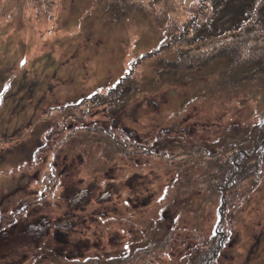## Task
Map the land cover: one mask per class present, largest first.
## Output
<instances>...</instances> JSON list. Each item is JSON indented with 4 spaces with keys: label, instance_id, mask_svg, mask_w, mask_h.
I'll return each mask as SVG.
<instances>
[{
    "label": "rangeland",
    "instance_id": "rangeland-1",
    "mask_svg": "<svg viewBox=\"0 0 264 264\" xmlns=\"http://www.w3.org/2000/svg\"><path fill=\"white\" fill-rule=\"evenodd\" d=\"M0 264H264V0H0Z\"/></svg>",
    "mask_w": 264,
    "mask_h": 264
},
{
    "label": "flooded vegetation",
    "instance_id": "flooded-vegetation-1",
    "mask_svg": "<svg viewBox=\"0 0 264 264\" xmlns=\"http://www.w3.org/2000/svg\"><path fill=\"white\" fill-rule=\"evenodd\" d=\"M28 223L37 224V225L42 224L43 225V224H45L47 222L44 221V217H43V219L42 218L41 219L37 218V219H34L33 221L28 222ZM60 228H61V226H60Z\"/></svg>",
    "mask_w": 264,
    "mask_h": 264
},
{
    "label": "bare ground",
    "instance_id": "bare-ground-1",
    "mask_svg": "<svg viewBox=\"0 0 264 264\" xmlns=\"http://www.w3.org/2000/svg\"><path fill=\"white\" fill-rule=\"evenodd\" d=\"M180 125H181V124H180ZM178 126H179V125H178ZM178 126H177V127H178ZM179 127H180V126H179ZM179 127H178V128H179ZM180 130H181V129H180ZM58 229H59V228H58ZM59 230H60V229H59ZM62 230H63V229H62ZM61 232H62V231H61ZM57 237H58V236H57Z\"/></svg>",
    "mask_w": 264,
    "mask_h": 264
}]
</instances>
